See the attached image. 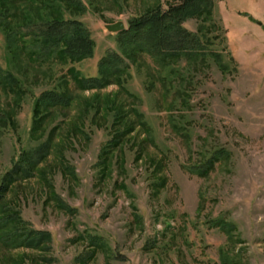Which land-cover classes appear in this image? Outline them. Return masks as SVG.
<instances>
[{
	"label": "rangeland",
	"instance_id": "374dc122",
	"mask_svg": "<svg viewBox=\"0 0 264 264\" xmlns=\"http://www.w3.org/2000/svg\"><path fill=\"white\" fill-rule=\"evenodd\" d=\"M82 1L84 13L66 14L81 20L95 41L94 57L80 63L15 59L0 28V65L12 69L23 89L13 123L0 127V184L24 151L37 148L66 119L47 121L42 138L31 134L42 92L67 89L73 98L55 142L75 118L86 116L83 132L65 143L74 174L58 168L48 175L53 195L36 175L10 186L4 201L16 220L48 235L20 245L0 236V264H264V0H215L214 32L224 38L211 49L223 52L227 69L211 55L167 67L140 56L124 77L125 89L111 84L87 91L75 86L68 70L98 75L100 59L118 48V33L108 24L122 21L128 28L149 8L180 0ZM198 25L195 19L185 23L193 32ZM108 95L128 105L120 122L136 123L105 149L113 119H103L102 110L93 121L97 105L91 104L104 105ZM9 101L0 92V102ZM131 107L144 125L129 115ZM221 149L225 159L207 175L194 173ZM53 161L42 159L36 172Z\"/></svg>",
	"mask_w": 264,
	"mask_h": 264
},
{
	"label": "trees",
	"instance_id": "16d2710c",
	"mask_svg": "<svg viewBox=\"0 0 264 264\" xmlns=\"http://www.w3.org/2000/svg\"><path fill=\"white\" fill-rule=\"evenodd\" d=\"M214 6L215 0H180L166 8L161 4L155 5L141 15L131 18L128 28L117 34L118 48L108 51L100 59L97 76L83 77L74 67H70L68 73L75 86L87 91L101 90L111 84H117L125 89V76L140 56H148L160 66L167 67L184 58L201 62L211 55L216 58L221 69H227L223 52L211 49L216 39L224 38L223 33L214 32L217 28L212 16ZM85 11L86 6L82 0H0V28L5 35L7 48L14 54L15 59L37 64L73 65L93 58L95 54V41L85 24L76 17H66L67 13L78 15ZM191 19L199 22L196 32L185 27V23ZM0 92L10 100L4 102L5 105L0 102L1 127L15 119L22 104L23 94L21 79L12 69H4L1 65ZM110 97L111 95L106 97L104 105L103 102L91 104L92 107L97 105L94 109L93 121L102 110L103 119L109 117L113 119V137L106 144L105 149L116 146L136 123L135 120L120 122L127 113L124 110H128V105L117 99L111 101ZM72 99L67 89L64 91L48 89L35 101L31 134L38 136L37 138L44 137L47 132L45 129L47 121L57 119L61 115L66 119L56 124L46 140L37 148L24 151L16 168H12L0 184V236L10 245L25 244L26 241L35 243L48 235L28 229L16 220V210L4 201L10 186L15 181L30 179L36 175L42 186L47 187L46 191H50L49 193L53 195L52 183L48 175L59 169L62 172L68 171L69 175L74 174L73 169L66 164L65 143L70 141V135L83 132L86 116L79 115L67 134L59 133L60 140L58 142L54 140L56 132L60 131L62 125L68 121L69 117L65 114V109H70ZM129 112V115L141 119L137 122L139 125H144L143 115L136 108H129ZM122 125L125 126L122 128ZM224 152L223 149L216 150L213 156L192 170L199 176L207 175L217 162L225 159L227 154ZM107 155L109 154L103 152L100 154L101 157ZM49 156H54V165L36 172L37 165ZM58 200V206L70 209L61 199ZM221 223L226 227V224Z\"/></svg>",
	"mask_w": 264,
	"mask_h": 264
},
{
	"label": "water",
	"instance_id": "95a60500",
	"mask_svg": "<svg viewBox=\"0 0 264 264\" xmlns=\"http://www.w3.org/2000/svg\"><path fill=\"white\" fill-rule=\"evenodd\" d=\"M106 28L112 33H119L126 29V25L124 22L120 21L117 23L108 24Z\"/></svg>",
	"mask_w": 264,
	"mask_h": 264
}]
</instances>
